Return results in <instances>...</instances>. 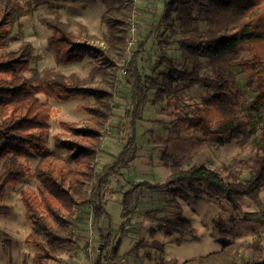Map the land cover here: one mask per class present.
Returning a JSON list of instances; mask_svg holds the SVG:
<instances>
[{
	"label": "rangeland",
	"instance_id": "obj_1",
	"mask_svg": "<svg viewBox=\"0 0 264 264\" xmlns=\"http://www.w3.org/2000/svg\"><path fill=\"white\" fill-rule=\"evenodd\" d=\"M7 1L22 7L23 15L11 27V34L1 51L18 50L23 43L30 42L33 58L27 76L44 78L55 71L76 74L92 87L107 83L112 86V115L98 153L99 168L114 160L131 135L133 104L125 75L133 54L141 50L137 60L140 73L153 76L159 85L169 81V77L176 79L175 93L165 94L161 102L151 96L137 123V157L128 168L111 179L115 193L107 200L106 207L114 218V245L120 243V246L115 259L106 252L104 264H156L161 260H189L218 252H221L225 264H229L232 256L240 261L251 257L256 251V243L264 249V180L258 198L245 197L238 208L224 197L210 196L204 183L198 185V193L185 194L177 193L176 186H155L164 183L175 166L185 169L206 166L230 181H245L251 172L245 162L252 163L258 155L251 143L240 147L222 136L205 135L188 126L171 123L181 108L200 103L207 89L201 85L188 86L179 76V71H191L192 65L181 56L176 35L170 30H165L163 37L157 31L152 33L162 18L167 0H133L124 45L122 40H113L109 34L102 19L106 7L99 1ZM5 2L0 0V9ZM46 18L61 20L77 36V41L88 43L97 51L101 47L107 50L117 62L113 65L104 57L99 60V65L108 71L107 77L92 79L93 69L98 65V60L92 56L59 63L49 45L52 30L43 23ZM164 39L170 41L165 49L172 64H164L153 71L158 43ZM122 47L125 48L124 54ZM241 55L249 57L247 52ZM237 86L243 94L241 107L247 109L246 105L260 92L256 79L241 74L237 77ZM39 98L49 103L54 111L47 133L49 150L45 154L27 149L24 155L17 157L19 162L30 166L31 175L6 188L2 203L10 207V215H0V264H38L36 243L27 241V238L33 234L38 239L45 237L27 220L21 193L26 188L37 190L36 168L43 157L53 153L73 165L68 153L57 146L58 135L69 137V132L60 124L85 125L90 115L81 106L96 105L94 98L86 96L46 98L39 94ZM242 118L254 121L252 137L264 135V107L252 110L249 116L243 115ZM5 160L0 158V172ZM74 219V224L63 227V234L71 237L74 243L68 248H58L55 252L57 258L47 259L44 264H97L101 251L100 236L93 223L90 205L80 204L74 212ZM51 222L54 224L52 219Z\"/></svg>",
	"mask_w": 264,
	"mask_h": 264
},
{
	"label": "trees",
	"instance_id": "obj_2",
	"mask_svg": "<svg viewBox=\"0 0 264 264\" xmlns=\"http://www.w3.org/2000/svg\"><path fill=\"white\" fill-rule=\"evenodd\" d=\"M90 1H99L106 7L103 22L113 40H122L124 45L133 0ZM22 12V7L15 3L11 5L7 0L0 9V158L6 159L0 172V215H10V207L2 203L7 186L31 175L30 166L19 162L17 157L24 155L27 149L45 154L49 150L47 133L54 111L49 103L41 101L39 94L46 98H94L96 105L81 106L90 115L85 125L60 124L69 132V137L58 135L57 146L68 153L73 165L53 153L43 157L36 168L37 190L24 189L21 200L27 220L45 237L38 239L33 234L27 238L36 243L38 264L56 259L58 248H68L74 243L71 237L63 234V227L75 223L74 212L80 204L92 208L93 223L100 236L97 264H104L106 252L115 259L120 246V243L114 245V218L106 207L107 200L115 193L111 179L137 157V123L151 96L161 102L165 94L175 93L176 79L169 77V81L159 85L153 76L140 73L137 60L141 50L133 54L125 75L133 104L131 135L114 160L99 168L98 153L112 115V86L101 83L102 86L92 87L76 74L55 71L44 78L27 76L33 58L30 42L23 43L18 50L1 51ZM43 23L52 30L49 45L59 63L92 56L98 60L92 73L94 81L97 76L107 77L108 71L99 65L101 58L117 64L102 47L97 51L96 47L77 41V36L61 20L46 18ZM165 30L176 35L181 56L192 65L191 71H179L182 81L188 86L201 85L207 89L200 103L181 108L171 123L188 126L205 135L222 136L240 147L251 143L258 155L252 163L245 162L251 169L250 177L245 181H230L206 166L187 169L175 166L166 181L155 186H176L177 193L185 194L198 193V185L204 183L210 196L224 197L238 208L243 198H258L264 180V135L252 137L254 121L242 118L249 116L252 110L264 107V0H167L162 18L152 33L157 31L163 37ZM169 42L164 39L158 43L153 71L164 64H172L165 49ZM122 50L124 54L125 48ZM242 52H247L249 57L242 56ZM241 74L255 78L260 91L246 105L247 109L241 107L243 94L237 86V77ZM182 231L187 232V229ZM255 249L256 253L243 261L232 256L229 264H264L263 247L256 243ZM156 264H225V260L218 252L189 260H161Z\"/></svg>",
	"mask_w": 264,
	"mask_h": 264
},
{
	"label": "built area",
	"instance_id": "obj_3",
	"mask_svg": "<svg viewBox=\"0 0 264 264\" xmlns=\"http://www.w3.org/2000/svg\"><path fill=\"white\" fill-rule=\"evenodd\" d=\"M124 71L126 72V70L124 69Z\"/></svg>",
	"mask_w": 264,
	"mask_h": 264
}]
</instances>
